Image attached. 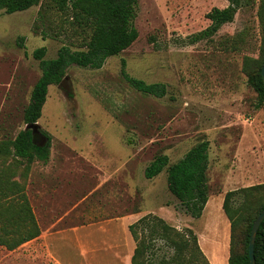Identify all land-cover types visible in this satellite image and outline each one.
<instances>
[{
  "label": "rangeland",
  "instance_id": "rangeland-1",
  "mask_svg": "<svg viewBox=\"0 0 264 264\" xmlns=\"http://www.w3.org/2000/svg\"><path fill=\"white\" fill-rule=\"evenodd\" d=\"M138 2V37L127 50L97 70L72 65L48 88L37 122L50 137L48 162L7 160L40 236L12 251L0 246V264H131L132 213L159 217L180 233L190 229L209 264H228L224 195L264 185V106L256 109L243 72L245 58H259L261 0H243L232 23L197 41L210 25L206 15L227 0ZM38 11H0V142L26 129L23 111L41 74L33 52L44 47L50 60L61 46L79 43L61 23H37ZM122 61L129 76L164 85V96L131 89ZM202 140L209 144V198L193 219L168 191L165 171L151 180L144 171L158 155L177 162ZM241 237L239 227L237 250ZM150 251L154 260L172 254L160 240Z\"/></svg>",
  "mask_w": 264,
  "mask_h": 264
},
{
  "label": "trees",
  "instance_id": "trees-1",
  "mask_svg": "<svg viewBox=\"0 0 264 264\" xmlns=\"http://www.w3.org/2000/svg\"><path fill=\"white\" fill-rule=\"evenodd\" d=\"M227 2L226 8H214L206 15L210 25L195 36V41L208 38L222 25L233 22L243 0ZM138 4V0H0V11L8 15L39 6L37 23L44 25L46 20L50 24L61 23V31L66 29V34L71 32L70 38L79 40L76 45L71 43L61 46L54 59L44 60V47L33 52V58L39 62L41 74L23 111L25 126L37 124L46 102L48 88L62 83L67 68L75 65L84 69H100L108 58L117 57L137 40L138 32L134 21ZM260 7L258 18L262 46L259 58H245L243 62L247 83L257 95L256 109L264 106V83L261 77V67L264 63V0H261ZM50 16L54 18L49 20ZM39 29L41 25L38 27L35 24L34 31ZM40 32L44 36L47 35L44 30ZM49 36L58 37V33ZM120 74L131 89L144 96L162 97L165 94L164 85L146 84L129 76L125 71L124 61ZM36 128L38 133L25 129L18 132L14 138L0 142V246L8 251L15 250L40 236V228L24 194V186L14 180L12 166L6 165L9 158L24 160L28 166L34 162H48L50 137L41 131L38 125ZM38 136L44 138L46 143H39ZM208 151V142L202 140L177 162L169 164L167 156L158 155L144 171L147 180L165 171L168 191L179 202L184 213L193 219L201 217L209 198ZM263 209L264 185L225 193L222 210L231 229L228 264H249L250 232ZM239 227L242 228V237L240 249L237 250L235 233ZM128 230L136 243L131 264H209L190 229L180 233L163 219L148 214L130 225ZM158 240L162 241L172 254L154 260L149 256V252L153 243ZM254 260L255 264H264V220L256 233Z\"/></svg>",
  "mask_w": 264,
  "mask_h": 264
},
{
  "label": "water",
  "instance_id": "water-1",
  "mask_svg": "<svg viewBox=\"0 0 264 264\" xmlns=\"http://www.w3.org/2000/svg\"><path fill=\"white\" fill-rule=\"evenodd\" d=\"M261 77H262V81L264 83V63L261 67ZM36 127H37V124L28 125V126H26V130H32L34 133H38V130ZM263 220H264V209L259 213V215L255 219V221L252 225L251 232H250L249 243H248L249 264H255V260H254L255 237H256V233H257V231H258Z\"/></svg>",
  "mask_w": 264,
  "mask_h": 264
},
{
  "label": "crops",
  "instance_id": "crops-1",
  "mask_svg": "<svg viewBox=\"0 0 264 264\" xmlns=\"http://www.w3.org/2000/svg\"><path fill=\"white\" fill-rule=\"evenodd\" d=\"M46 164V163H45ZM130 215H134L133 217H132V220L130 221V225H132L133 224V222L134 221H138L140 218H142L141 217V215L140 214H130ZM148 215V214H147ZM146 216V215H145ZM116 220H117V222H122L123 223V221H122V216L121 217H119V218H116ZM124 226H125V224H123ZM129 226V225H128Z\"/></svg>",
  "mask_w": 264,
  "mask_h": 264
},
{
  "label": "flooded vegetation",
  "instance_id": "flooded-vegetation-1",
  "mask_svg": "<svg viewBox=\"0 0 264 264\" xmlns=\"http://www.w3.org/2000/svg\"><path fill=\"white\" fill-rule=\"evenodd\" d=\"M41 137V136H40Z\"/></svg>",
  "mask_w": 264,
  "mask_h": 264
}]
</instances>
